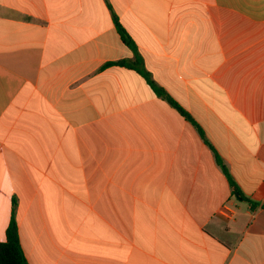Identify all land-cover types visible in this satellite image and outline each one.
Wrapping results in <instances>:
<instances>
[{
  "label": "crops",
  "instance_id": "0c3cea01",
  "mask_svg": "<svg viewBox=\"0 0 264 264\" xmlns=\"http://www.w3.org/2000/svg\"><path fill=\"white\" fill-rule=\"evenodd\" d=\"M12 217L28 264H264V0H0Z\"/></svg>",
  "mask_w": 264,
  "mask_h": 264
},
{
  "label": "trees",
  "instance_id": "16d2710c",
  "mask_svg": "<svg viewBox=\"0 0 264 264\" xmlns=\"http://www.w3.org/2000/svg\"><path fill=\"white\" fill-rule=\"evenodd\" d=\"M116 24L124 41L133 49L135 53V58L131 62L120 61L119 63L123 65H129L135 68L141 75H143L146 78L148 83L152 86L154 91L159 96L168 100L172 105L176 106L185 114L182 107L178 105V103L166 92V90L162 88L159 84H157V82L153 79L151 73L144 66V62L140 57L138 48L134 40L130 37V35L126 32V30L122 27V25L117 21V19H116ZM236 193L239 194L243 199H247L252 204H254V202L251 199L245 198L242 195L241 191L238 190L237 188H236ZM0 264H28L21 245L18 225L15 220V217H12L11 222L8 226L6 240L0 241Z\"/></svg>",
  "mask_w": 264,
  "mask_h": 264
}]
</instances>
